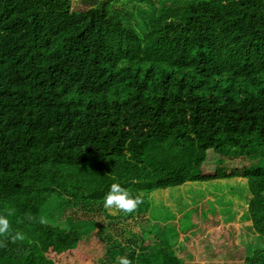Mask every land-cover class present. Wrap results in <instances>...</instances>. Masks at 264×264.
Returning <instances> with one entry per match:
<instances>
[{
	"label": "trees",
	"instance_id": "obj_1",
	"mask_svg": "<svg viewBox=\"0 0 264 264\" xmlns=\"http://www.w3.org/2000/svg\"><path fill=\"white\" fill-rule=\"evenodd\" d=\"M91 1L0 0V264H184L151 197L232 177L264 264V0Z\"/></svg>",
	"mask_w": 264,
	"mask_h": 264
},
{
	"label": "rangeland",
	"instance_id": "obj_2",
	"mask_svg": "<svg viewBox=\"0 0 264 264\" xmlns=\"http://www.w3.org/2000/svg\"><path fill=\"white\" fill-rule=\"evenodd\" d=\"M122 1L134 6L138 2ZM92 4L91 0H73L72 8L84 11ZM125 12L128 13L127 10ZM132 25L140 31V20L134 18ZM210 157L206 164L216 163L234 175L242 165L241 162L229 163L224 156L216 161H210ZM214 172V169L207 171ZM247 197L246 182L233 177L187 183L179 188L158 191L150 199L151 220H148L149 226L145 230L152 231L161 237L162 242L168 243L184 264H244L248 249L243 246L250 245L249 248L254 249L259 245L256 233L245 220ZM70 257L69 261L74 264L79 256Z\"/></svg>",
	"mask_w": 264,
	"mask_h": 264
}]
</instances>
